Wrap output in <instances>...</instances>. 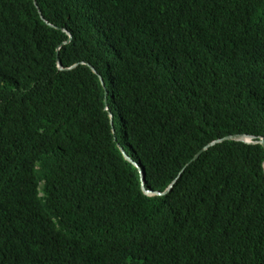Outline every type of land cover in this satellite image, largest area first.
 <instances>
[{
    "label": "trees",
    "instance_id": "1",
    "mask_svg": "<svg viewBox=\"0 0 264 264\" xmlns=\"http://www.w3.org/2000/svg\"><path fill=\"white\" fill-rule=\"evenodd\" d=\"M35 1L0 0V264H264L262 144L191 162L264 137V0Z\"/></svg>",
    "mask_w": 264,
    "mask_h": 264
},
{
    "label": "water",
    "instance_id": "2",
    "mask_svg": "<svg viewBox=\"0 0 264 264\" xmlns=\"http://www.w3.org/2000/svg\"><path fill=\"white\" fill-rule=\"evenodd\" d=\"M35 4L37 5L36 1L34 0ZM39 13L41 14V11L39 10ZM42 16V15H41ZM43 18V17H42ZM63 31H66L65 29H62ZM67 32V31H66ZM68 33V32H67ZM69 34V39L66 40L64 43H68L69 40L71 39V34ZM58 59V58H57ZM77 64H74L72 67L76 66ZM58 67L59 69H64V67L62 66L61 62L58 60ZM69 67V68H72ZM92 68V70L94 72H96L95 68L90 66ZM67 68V69H69ZM100 81L102 83V85L105 87V95H107V90H106V86H105V79L103 76L99 75ZM105 102H106V98H105ZM109 116H110V122L111 124H113V113L109 112ZM225 140H233V141H242V142H246V143H250V144H254V143H260L262 144V146L264 147V137H260L259 139H257V137L255 135L252 134H247V133H235V134H229L226 135L224 137L212 140L211 142H209L208 144H206L205 146H203L192 158L191 162L196 160L202 152H204L205 150H207L210 146L215 145L216 143L225 141ZM120 149L124 155V157L129 160L130 162H132L137 168H139V170L141 171L139 165L130 157L127 155V153L124 151V149L120 146ZM142 175V172H141ZM142 189L146 194L149 195H162V194H166L168 193L174 186L176 179L164 190V191H157V190H148L145 188L144 186V176L142 175Z\"/></svg>",
    "mask_w": 264,
    "mask_h": 264
}]
</instances>
